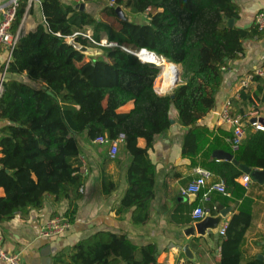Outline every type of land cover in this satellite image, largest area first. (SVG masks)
Returning <instances> with one entry per match:
<instances>
[{
    "label": "trees",
    "instance_id": "1",
    "mask_svg": "<svg viewBox=\"0 0 264 264\" xmlns=\"http://www.w3.org/2000/svg\"><path fill=\"white\" fill-rule=\"evenodd\" d=\"M28 1L21 0L13 31L21 23ZM40 1L46 22L19 37L7 69L12 76L6 78L0 98V120L5 121L0 127V187L5 189V196H0V219L26 215L31 208L43 207L51 196L55 201L69 200L65 215L74 221L86 181L80 172L83 135L92 144L101 135L114 140L124 134L116 160L122 162L125 154L132 159L128 188L117 212L134 207V222L145 223L150 217L155 174L148 151L155 137L170 128L173 106L179 122L189 127L183 154L193 159L200 156L203 167L225 180L229 193L243 189L236 179L245 172L232 161L214 158V151L232 152L240 164L264 169V130H248L239 150L233 152L225 139L230 131L218 129L217 133L199 124L215 107L226 68L244 51L243 42L264 32L255 24L249 28L229 26V19L239 15L234 0H105L102 11L107 15L117 17L116 6L120 5L134 16L132 20L119 19V30L61 0ZM145 14L148 20L140 23L137 16ZM85 27H91L92 37L100 44L83 35L73 37ZM103 33L108 45L101 44ZM71 38L100 48L104 57H88L69 42ZM142 48L159 57L144 50L139 54L142 61L129 51ZM178 65L184 83L173 89L174 98L170 93H158L156 79L163 72L159 84L170 82L165 86L170 89L178 79ZM242 96L247 105V95L242 92ZM131 101L133 109L120 112ZM249 103L256 106L253 98ZM139 138L146 139L145 147L139 146ZM100 145L107 147L103 182L109 194L116 187L106 168L113 159L110 147ZM215 200L228 201L222 193ZM218 210L215 201L210 212ZM192 221L190 216L186 223ZM251 221L249 210L229 218L221 264H239ZM122 262L167 264L158 261L155 245L138 246L107 231L79 241L69 257L60 254L52 264ZM249 264H264V260L255 258Z\"/></svg>",
    "mask_w": 264,
    "mask_h": 264
},
{
    "label": "crops",
    "instance_id": "2",
    "mask_svg": "<svg viewBox=\"0 0 264 264\" xmlns=\"http://www.w3.org/2000/svg\"><path fill=\"white\" fill-rule=\"evenodd\" d=\"M61 1L80 9V5L85 3L84 10L98 17L99 20L106 21L114 29H121L119 20H116L119 18L118 14L117 17L109 16L102 11L106 5L105 0ZM234 1L239 6V15L233 18V26L239 28L253 26L257 13L264 10V0ZM8 2L9 0H0V6ZM31 5L32 10L29 12ZM44 22L46 20L41 1H32L25 12L23 34L36 29L39 24ZM84 30L92 32L91 27H85ZM102 38L103 42L108 41L106 33H103ZM243 45L244 51L240 57L230 61L226 68L225 78L216 95L215 107L207 117L199 122L200 125L208 126L211 131L218 133V129L231 130L230 125L220 117V111L229 100L232 101L233 114H244L256 109L258 117H264V76L256 75L248 83V86H242V81L256 69L264 70V32L261 35L246 39ZM8 56V48L2 47L0 75ZM90 56L94 55L91 54ZM24 77L27 78V75L24 74ZM157 79L155 90L160 94H173V89L179 84L172 89H166L165 86L169 87L170 82L165 85H158ZM180 80V83H184L182 78ZM242 92L247 95V105ZM251 98L254 99L256 106L250 105ZM133 107L134 102L131 101L121 107L120 112H129ZM4 123L5 121L0 120V127ZM250 129L255 130L253 126L249 125L247 131ZM188 130L189 127L179 122L178 111L173 106L170 128L155 137L148 151L155 166V174L154 196L150 201V217L145 223L134 222V207L128 208L124 213L117 212L128 188L127 172L132 157L125 154L122 162L121 159L117 161L116 157L106 166L110 179L116 183L115 189L107 194L104 191L103 182V162L106 158L107 147L96 143L89 144L85 140L86 136L83 135L81 146L82 161L87 169L86 181L82 188V196L78 200L75 219L70 228L61 234L49 237L41 235V230L50 218L58 214H65L69 208V200L55 201L51 196H47L46 202L41 208H31L26 215L17 214L10 220L0 219L2 248L8 254H18L21 264H52L55 257L60 254L69 257L79 241L97 232L107 231L126 237L138 246L155 245L159 262H166L167 264H221L222 242L225 235L219 231L213 232L211 230L207 232L206 236L199 235L197 232L189 235L185 233L188 227L198 221L193 220L191 224L186 223V220L192 216V209L199 204L197 200L200 195L183 194L182 190L199 176V169H207L201 165L200 156L193 159L183 154V143ZM225 139L229 144L228 137ZM138 144L145 147L147 145L146 139L139 138ZM2 155L0 148V158ZM212 173L206 189L222 180L214 172ZM242 186L243 189L226 196L228 199L226 203L215 200V197L220 193L213 190L212 201L206 203L205 206L212 215H217L220 212V206L231 207V211L223 221H228L233 214L241 210H249L252 213L251 225L244 237L239 262V264H249L255 258L260 259L259 256L264 255V183L251 177L249 186ZM0 196H5L3 187H0ZM215 201L218 203L219 210L213 214L210 212V206ZM185 245H189L195 256L194 260L189 259L183 251ZM0 264L9 263L0 260Z\"/></svg>",
    "mask_w": 264,
    "mask_h": 264
},
{
    "label": "built area",
    "instance_id": "3",
    "mask_svg": "<svg viewBox=\"0 0 264 264\" xmlns=\"http://www.w3.org/2000/svg\"><path fill=\"white\" fill-rule=\"evenodd\" d=\"M34 0H29L28 5ZM21 0H9L5 5L0 6V52L2 47L6 46L9 51L8 60L2 70L0 75V98L4 91V82L7 78L8 66L10 61L12 60V54L15 49V46L19 40V37L23 34V23L25 19V15L21 23L18 25L17 29L13 31V25L16 20L17 11L19 9ZM28 7V6H27ZM255 25L260 31H264V10H261L257 13L255 18ZM76 35H83L87 37L93 43H98L92 37V34L89 31H77L73 34V37ZM100 44V43H98ZM102 45H108L107 41L105 43H101ZM109 45H117V43H110ZM126 49V47H124ZM129 50V49H127ZM131 51V50H129ZM264 76L263 69H256L251 75H249L246 79L242 81V86H248V83L256 76ZM258 112L255 110H250L244 114H233L232 113V101L229 100L220 111L221 119L230 125V136L228 137L229 145L233 152H237L244 141V138L247 134L248 126H253L255 130H264V124L262 122L256 121L252 122L251 119L253 117H258ZM124 134H120L118 139L110 140L107 136L101 135L98 136L95 140L96 143L108 145L109 156L111 159H115L119 153L120 142L124 139ZM80 172L86 175L87 169L82 161V166L80 168ZM213 175L212 171L209 169H199V176L191 181L189 185L182 190L183 194H199V204H197L192 210V218L193 220L202 219L207 211L205 206L206 203L212 201V191L216 190L219 193H222L226 196L229 195L227 191V185L225 181L222 179L216 182L214 185L210 186L208 189L207 182L208 179ZM239 183L244 185L245 187L249 186L251 181V177L249 174H244L242 177L237 179ZM72 221L65 214H58L50 218L44 228L41 230V235L45 237H49L56 234H61L70 228ZM228 227V221H223L220 225L219 232L222 235H225ZM0 260H4L9 264H21L20 256L18 254H8L4 251L1 246L0 239Z\"/></svg>",
    "mask_w": 264,
    "mask_h": 264
},
{
    "label": "water",
    "instance_id": "4",
    "mask_svg": "<svg viewBox=\"0 0 264 264\" xmlns=\"http://www.w3.org/2000/svg\"><path fill=\"white\" fill-rule=\"evenodd\" d=\"M80 6H81V9L82 10L85 9V3H82ZM123 12H125V11L123 10V7L122 6H120V5L119 6H116V13L118 15L120 13H123ZM120 15H119V17H120ZM120 18L121 19H124V20H129L125 16L124 17H120ZM137 19L141 22V16H139ZM233 22H234V19L233 18L229 19L228 24H229L230 27L233 26ZM44 24H45V22H44ZM69 42L71 44H73L77 49H79L82 52H86L88 50L93 49L92 47H88V46H85V45L77 42L75 40V38H71ZM139 50L140 51H144L145 50V51H148L150 53H153V54L157 55L155 52L149 51L148 49H145V48H142V49H139ZM131 52L133 54H135L136 56H138L142 61H144L140 57V55H139V53L137 51H132L131 50ZM152 63H154V62H152ZM156 65H158V64H156ZM158 66H160V65H158ZM11 76H12V73H9L8 72L7 73V77H11ZM179 80H180V71H178V79H177L175 85L178 84ZM156 86L157 85L155 84V87ZM49 93L52 94L51 91H49ZM171 97L174 98V94H171ZM251 121L252 122L259 121V122H262L264 124V117L263 116L253 117L251 119ZM213 156L215 158L219 159V160L232 161L235 165L240 166V168L246 174H249L250 177H252L253 179H257L260 182L264 183V169H258V168H254L253 169L251 167H247V166H245L243 164H240L239 161L235 158V156H234V154L232 152H228V151H224V150H216V151H214ZM195 197H196V195H195ZM230 211H231V207H222V206H220V212L217 215H212L209 212H207L206 215L202 219L196 221L193 225H191L190 227H188L185 230V233L187 235H189V234H195L197 232V234H199V235L206 236L207 235V232L209 230H211L213 232H218L219 229H220V225H221L223 219L227 216V214ZM183 251L189 257V259H192V260L195 259V256L193 255L192 251L190 250L189 245L183 246ZM259 257H260V259L264 260V255H260Z\"/></svg>",
    "mask_w": 264,
    "mask_h": 264
},
{
    "label": "rangeland",
    "instance_id": "5",
    "mask_svg": "<svg viewBox=\"0 0 264 264\" xmlns=\"http://www.w3.org/2000/svg\"><path fill=\"white\" fill-rule=\"evenodd\" d=\"M123 10L125 11V12H123V13H120L119 15H120V17H126L127 19H129V20H132L133 18H134V16H132V15H130L124 8H123ZM119 17V18H120ZM139 16H137V18H138ZM142 18H141V22L140 23H143V21H147L148 20V17H147V14H145V15H143V16H141ZM119 18H117L116 20H119ZM121 19V18H120ZM136 19V18H135ZM102 43H105V42H103L102 41ZM87 55H88V57H91V58H102V57H104V51L103 50H101L100 48H95V49H91V50H88V51H86L85 52ZM94 55V56H90V55ZM144 58H148V57H144ZM178 68H179V71H180V73H181V65H178ZM162 74H163V72H161V74L159 75V78H158V80H157V84L159 83V79H161V76H162ZM181 76V75H180ZM180 79H181V77H180ZM180 81L181 80H179V82L178 83H180ZM173 87H175V85L173 86ZM173 87H171V89L173 88Z\"/></svg>",
    "mask_w": 264,
    "mask_h": 264
},
{
    "label": "bare ground",
    "instance_id": "6",
    "mask_svg": "<svg viewBox=\"0 0 264 264\" xmlns=\"http://www.w3.org/2000/svg\"><path fill=\"white\" fill-rule=\"evenodd\" d=\"M142 51H140V52H138L139 54L141 53ZM174 76H175V72H174ZM174 78V77H173ZM158 85H160L159 83H158Z\"/></svg>",
    "mask_w": 264,
    "mask_h": 264
}]
</instances>
